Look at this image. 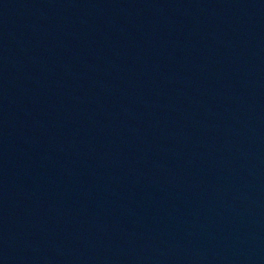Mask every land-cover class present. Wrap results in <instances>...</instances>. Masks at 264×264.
Masks as SVG:
<instances>
[{
    "label": "water",
    "instance_id": "95a60500",
    "mask_svg": "<svg viewBox=\"0 0 264 264\" xmlns=\"http://www.w3.org/2000/svg\"><path fill=\"white\" fill-rule=\"evenodd\" d=\"M0 264H264V0H0Z\"/></svg>",
    "mask_w": 264,
    "mask_h": 264
}]
</instances>
